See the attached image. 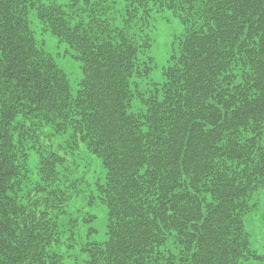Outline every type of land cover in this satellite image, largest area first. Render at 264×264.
I'll list each match as a JSON object with an SVG mask.
<instances>
[{
  "label": "trees",
  "instance_id": "1",
  "mask_svg": "<svg viewBox=\"0 0 264 264\" xmlns=\"http://www.w3.org/2000/svg\"><path fill=\"white\" fill-rule=\"evenodd\" d=\"M0 264H264V0H0Z\"/></svg>",
  "mask_w": 264,
  "mask_h": 264
},
{
  "label": "rangeland",
  "instance_id": "2",
  "mask_svg": "<svg viewBox=\"0 0 264 264\" xmlns=\"http://www.w3.org/2000/svg\"><path fill=\"white\" fill-rule=\"evenodd\" d=\"M115 1L119 6L125 2V0ZM152 27L154 31L153 44L150 48V54L154 56L158 68H161L167 62L172 42L175 37H178L181 33L182 25L179 19L172 15L170 10H165L156 15L154 22L152 23ZM37 37L40 38L41 36L37 35ZM43 37L46 41L45 48L53 54L57 64L67 73L70 84L74 88L82 76L80 63L70 55L69 51H66V45L58 42L56 37L48 34H45ZM100 172L101 167L99 162H94V167L91 169L90 173L93 175H99ZM93 211L96 215L94 224L98 231L95 235V239L101 240L105 231L106 209L104 206H96L93 208ZM258 239L260 242L262 240L261 236H259Z\"/></svg>",
  "mask_w": 264,
  "mask_h": 264
}]
</instances>
